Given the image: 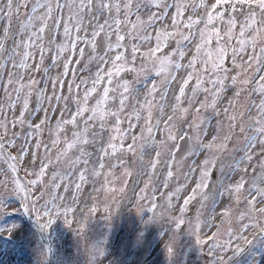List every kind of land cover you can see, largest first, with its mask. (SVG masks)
Returning <instances> with one entry per match:
<instances>
[{
	"label": "snow or ice",
	"instance_id": "6c2138e0",
	"mask_svg": "<svg viewBox=\"0 0 264 264\" xmlns=\"http://www.w3.org/2000/svg\"><path fill=\"white\" fill-rule=\"evenodd\" d=\"M0 91V216L71 225L61 187L135 178L169 256L182 227L212 264L264 242V0H0Z\"/></svg>",
	"mask_w": 264,
	"mask_h": 264
},
{
	"label": "rangeland",
	"instance_id": "374dc122",
	"mask_svg": "<svg viewBox=\"0 0 264 264\" xmlns=\"http://www.w3.org/2000/svg\"><path fill=\"white\" fill-rule=\"evenodd\" d=\"M55 115L57 118L59 117V113ZM42 116L41 113V118ZM8 119H12L10 113ZM54 123L55 121H53ZM17 130L19 131L18 127ZM37 138L42 139L44 143H50L51 139L49 134L45 135L44 132ZM32 150L36 151L34 148ZM39 153L42 157L43 147L39 149ZM37 165H39V161H37ZM61 166L66 167V165H57L58 168ZM0 170L4 172L8 170L3 159H0ZM121 171L122 169H117V175ZM48 178L51 179V174L48 175ZM3 179L4 176L0 175V180ZM121 186L117 182L113 185L115 190L108 191V185L104 184V178H97L95 183H86L81 192L76 194V203L71 200L72 194L75 192L74 186L67 194L61 187L60 194L67 196L66 203L72 204L75 212L68 216L70 220H73L71 225L64 222L63 216H57L49 229L45 231L55 264H87V262L94 264L96 261L95 264H97L108 257L110 254L108 251L111 248H118V256L116 258L115 255V261L111 264H126L124 261L128 260L129 255H131V259L128 262L134 264L133 260H136L138 261L136 264H145V259L154 247L150 251L147 249L153 242H155L154 245L160 242L164 235L156 229L158 228L157 222L149 219V214L152 212L149 210L148 201L141 202L140 194L139 197H135L138 191L134 195L132 193L134 186H143V183L133 178L123 193L119 191ZM94 188L97 191H93ZM160 191H164L163 187L160 188ZM94 204L97 206L96 217L99 218L96 219L93 215H88L85 228L81 233L78 224L84 220L85 215ZM106 204L109 206L107 212L105 211ZM7 207L16 215L13 220L9 218V221L2 220V216H0V226L15 224L16 227L0 232V235L7 236V239L4 236L0 238V264H51L37 234L26 224V218L18 198L9 196ZM138 208L143 211H138ZM13 209L18 210L13 211ZM161 210L159 208L157 212L159 213ZM161 223L164 226L170 224L165 220H162ZM102 224L105 229L99 231ZM172 227L171 225L170 228ZM87 245L90 246L87 248ZM42 251L46 253V259L42 257ZM2 255L4 260L1 259Z\"/></svg>",
	"mask_w": 264,
	"mask_h": 264
},
{
	"label": "flooded vegetation",
	"instance_id": "af4514ba",
	"mask_svg": "<svg viewBox=\"0 0 264 264\" xmlns=\"http://www.w3.org/2000/svg\"><path fill=\"white\" fill-rule=\"evenodd\" d=\"M75 65L74 63L72 67L74 68ZM77 75H87V72H77ZM181 242L184 243L180 245L182 251L168 264H212V257L207 248H199L193 237L183 238ZM252 260H255L256 264H264V242L258 240L254 246L233 256L231 264H250Z\"/></svg>",
	"mask_w": 264,
	"mask_h": 264
},
{
	"label": "bare ground",
	"instance_id": "6f19581e",
	"mask_svg": "<svg viewBox=\"0 0 264 264\" xmlns=\"http://www.w3.org/2000/svg\"><path fill=\"white\" fill-rule=\"evenodd\" d=\"M14 220H15V219H14ZM7 221H9V220H7ZM3 258H4V257H3V255H2V256H1V259H3ZM3 260H4V259H3ZM3 260H2V261H3Z\"/></svg>",
	"mask_w": 264,
	"mask_h": 264
}]
</instances>
